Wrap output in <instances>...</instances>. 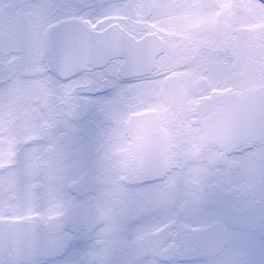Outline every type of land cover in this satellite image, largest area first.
<instances>
[{
	"label": "snow or ice",
	"instance_id": "1",
	"mask_svg": "<svg viewBox=\"0 0 264 264\" xmlns=\"http://www.w3.org/2000/svg\"><path fill=\"white\" fill-rule=\"evenodd\" d=\"M13 8L0 264H264V0Z\"/></svg>",
	"mask_w": 264,
	"mask_h": 264
},
{
	"label": "flooded vegetation",
	"instance_id": "2",
	"mask_svg": "<svg viewBox=\"0 0 264 264\" xmlns=\"http://www.w3.org/2000/svg\"><path fill=\"white\" fill-rule=\"evenodd\" d=\"M17 2L18 0H0V16H4L5 14L13 12V5ZM259 159L260 158L258 153H249L248 156L244 158L243 167L241 169V172L238 174L240 178H251L256 176L260 166ZM230 163L233 167L240 166L239 161H231Z\"/></svg>",
	"mask_w": 264,
	"mask_h": 264
},
{
	"label": "clouds",
	"instance_id": "3",
	"mask_svg": "<svg viewBox=\"0 0 264 264\" xmlns=\"http://www.w3.org/2000/svg\"><path fill=\"white\" fill-rule=\"evenodd\" d=\"M208 119H209L210 123L213 122L211 118H208ZM233 131H235V126L234 125L227 126V127H224V128L221 129V134H227V133H231Z\"/></svg>",
	"mask_w": 264,
	"mask_h": 264
}]
</instances>
